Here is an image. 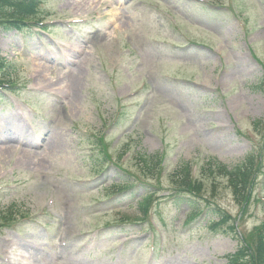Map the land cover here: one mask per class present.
<instances>
[{
	"label": "rangeland",
	"instance_id": "rangeland-1",
	"mask_svg": "<svg viewBox=\"0 0 264 264\" xmlns=\"http://www.w3.org/2000/svg\"><path fill=\"white\" fill-rule=\"evenodd\" d=\"M210 1L221 7L212 14L194 0H52L45 32L0 34L7 73L29 88L0 106V214L12 208L17 220L0 229V264H228L238 252L233 234L204 220L184 227L185 213L167 201L154 230L107 229L134 219L136 202L117 212L90 204L124 174L158 185L138 160L146 154L166 156L164 197L184 162L235 168L264 149V0ZM116 110L123 116L111 119ZM118 121L135 132L133 144ZM217 197L239 215L229 189ZM262 223L264 173L240 231Z\"/></svg>",
	"mask_w": 264,
	"mask_h": 264
},
{
	"label": "trees",
	"instance_id": "trees-1",
	"mask_svg": "<svg viewBox=\"0 0 264 264\" xmlns=\"http://www.w3.org/2000/svg\"><path fill=\"white\" fill-rule=\"evenodd\" d=\"M42 0H0V32H12L15 30L22 31L24 29L30 28L32 24H36L37 20H41L40 17V6ZM39 25V24H37ZM5 63L0 58V88L4 82L1 79H5L8 83V86H11L10 82V73H6L4 70ZM141 161L142 167H144L148 174L154 176V168L156 166H160L162 159L159 155H151V156H141L139 157ZM255 159H248L246 164L240 166L234 170H229L228 167L214 160L208 163L205 173L206 176H214L218 174L219 176H223L226 179H229L231 185L233 187H237L239 192H248L250 186L252 185V175L254 169ZM193 169L190 164H185L180 170L176 173L175 176H172L171 181L174 184L173 186L177 189L185 190L187 192H192V189L199 191L197 194L203 192V188H199L197 186L193 187L192 180ZM125 189V188H124ZM115 190H123L121 187H116ZM153 193L147 192L146 199L143 202H140L139 210L142 215H146L149 204L153 200ZM176 206L184 207L187 205L190 209H192L191 216L187 222H191L196 218H200L203 215L201 205L190 195L178 194L175 198ZM12 211V210H11ZM207 211L214 214L213 211L207 209ZM217 214V212H215ZM219 216V215H218ZM2 217L6 218V215ZM10 221V220H8ZM253 264H264V245L262 244L261 250H257L256 253L252 257Z\"/></svg>",
	"mask_w": 264,
	"mask_h": 264
},
{
	"label": "bare ground",
	"instance_id": "bare-ground-1",
	"mask_svg": "<svg viewBox=\"0 0 264 264\" xmlns=\"http://www.w3.org/2000/svg\"><path fill=\"white\" fill-rule=\"evenodd\" d=\"M79 88H80V86H78V81H77V79H75V80L72 82V84H71V86H70V88H69L70 90H72L73 95H74V98H76V95H77V92H78ZM9 129H10L11 131H13L11 127H9ZM13 133H14V132H13Z\"/></svg>",
	"mask_w": 264,
	"mask_h": 264
}]
</instances>
